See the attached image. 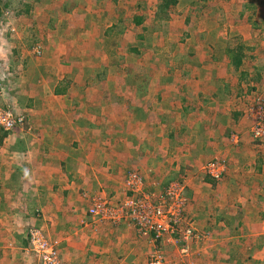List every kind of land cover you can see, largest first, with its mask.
Instances as JSON below:
<instances>
[{
	"label": "rangeland",
	"instance_id": "obj_1",
	"mask_svg": "<svg viewBox=\"0 0 264 264\" xmlns=\"http://www.w3.org/2000/svg\"><path fill=\"white\" fill-rule=\"evenodd\" d=\"M7 1H10L8 4H12L14 7L18 5L14 2L18 0H0L1 9H4ZM23 1L30 3L31 0ZM39 1L40 3L34 14V16L38 15V18L42 16L40 15L41 12L46 14V12L54 10V5L58 11L60 10L58 7L65 5L66 2L67 7H74V4L80 2L82 11L87 10L89 14L88 25L82 28L81 33L86 31L88 34L85 33V35L90 36L91 34L96 44L92 48L89 46L88 51L79 48V33L76 34V32L80 31L79 28L82 27L81 25L87 17L74 19L73 22L75 23L66 24L56 34L50 32L49 38L41 35L44 33L41 26L40 31L36 30L41 35L39 43L31 40V32L26 31V28H17L18 30L14 33L15 38L13 39V36L12 41L19 45L18 47L22 52L21 56L25 55V65L28 63L27 68L35 76H24L23 86L26 89L24 93L19 86L21 83H18L15 77L5 72L6 62L0 61V118H5L8 114H11L16 123L22 122L20 128L15 127V130H23L26 127L31 129L32 126H36L34 122L38 124L47 120L52 122L53 118L62 116L64 112L74 116L75 114L71 111L52 107L69 101V99L65 100L62 99V96L57 97L53 94L54 87L58 83V85L68 87L70 85L64 79L70 82L81 80L80 77L79 79L77 77L78 71L72 72L73 68L71 66L73 63L68 58H72V60L80 59V54H88L87 56L92 57L101 55V48L104 43L105 47H109L110 43H114L112 45L114 47H122L124 45L123 40L133 43L130 38L127 39L125 36L142 32L141 27L134 28L131 26L136 16L142 18V21L147 20L146 26L152 29L151 32L154 36L151 38V43L157 42L159 45L148 46V44H145V46H142V55L133 58L134 69L128 70L125 66L126 68H119V71L118 68H112L114 78L107 86L111 85L110 87L114 88L119 84L118 89L103 88V91L99 89V93H97L92 82L88 85L89 88L93 89L88 93V101L91 99L95 102L96 100L98 102L102 101L105 105L103 106L104 112L94 110L90 106L86 107L89 114L87 115L88 122L85 127L89 129L77 141L70 140L71 135L69 132L77 129L76 124L72 121L70 123H68V120L52 122L53 125L49 124L45 128L48 135L46 141H49L45 147L52 146L53 151L45 156V159L42 158V163L47 165L48 161L52 166L64 163V168L55 170L51 166L50 170L48 166H45L39 170L34 169L31 174L21 169L23 174L27 175L25 177H30V180L24 185H77V187H80L81 185L102 183V188L109 191V185L116 182L122 185L121 187L127 192V185L131 177L138 176L143 179L146 192L155 195V197L165 195V191L173 184L183 185L184 189L182 191L177 188H170L169 193L174 200L178 197L188 200L186 207H184L186 210L185 215L193 228L192 237L187 242L183 241L182 229H178V233L180 232L181 235L176 232L175 237H172L170 242L166 238L156 240L150 237L145 239L152 242V255L155 252L164 254L167 264H208L207 262L215 256V254H211V249H213L211 243L212 233L199 230L197 225H194L193 217L188 214L189 204L191 203L189 201L190 187L203 185L204 183L223 185L227 182L225 179L232 159H238L239 163L240 159H243V161H248L254 165L255 159L264 153V138H261L262 141H258L260 145H257V140L254 137L256 136L258 124L263 120L262 111H264V0H175L177 4L170 11L169 19L166 16L158 18L156 15L157 6L161 3L160 0ZM67 12L71 13L72 11ZM0 16V26L4 21L12 23L14 21L11 17H3V14ZM111 19L112 21L126 19V27H131H128L124 37L107 34L109 28L105 25V22ZM31 23V21L28 22L29 25ZM22 25L26 27L25 23H22ZM121 29L120 26L118 31L120 32ZM70 31H72L71 37H75V46L67 39ZM2 33L5 35V32L2 31ZM155 33L156 35H154ZM140 35H143V33H140ZM34 36L37 37V34L34 33ZM160 37L163 42L156 40ZM25 39L32 41L31 43L35 45V51L32 45L30 48L28 47ZM52 40L54 42H51ZM197 41L204 44L202 47L203 51L206 52L204 55L198 53L196 49L193 53L194 47H192V44ZM212 41L222 43V45L215 48ZM238 46H242L245 52L242 64L236 67L234 56L233 61L226 58V49H236ZM212 51L216 54H213ZM65 55L68 56L66 57L68 61L64 60ZM58 60L59 62H57ZM127 62L125 61L124 64L127 65ZM9 63H11L9 65L13 64L12 62ZM78 64L84 63L78 62ZM208 64L214 65L211 70H226L231 77L219 79L210 76V79L206 78L204 71L210 69ZM89 65L95 67L97 64L90 62ZM68 69L71 74L76 75L68 77L69 73L65 72ZM89 73L91 76L95 74L93 69ZM55 74L59 75L58 78L52 79L51 77L56 76ZM64 75L66 78H64ZM131 82L132 84H130ZM129 84L130 86L136 85L135 89L130 92L127 89ZM213 86L216 87L215 91L211 90ZM47 87L49 92L46 90ZM182 88L185 89L186 93L182 91ZM193 91H197L198 94L201 93L204 97L200 99H207L208 101L204 100V108H200V110H204L202 115L198 114L199 112L195 108H191L189 111L186 110V104L182 102L184 99L182 96L186 97L188 92ZM219 91H221L220 96L230 91L229 98L221 104L226 102V106L230 105L231 107L237 105L239 110L243 111L240 121L238 120L233 126L231 124L226 127L224 122L228 123L227 119L224 118L221 121L215 119L219 114V110H211L213 106L210 104L209 98L213 97L212 93H215V95L218 93L217 95H219ZM171 102L175 104L174 109H170ZM79 112L83 113L84 111L80 110ZM92 116L97 118L96 124L90 121ZM38 117L40 119H36ZM43 118L46 119L43 120ZM5 132L10 133L11 131H6L0 127V138L6 136ZM84 137L91 138V140L83 143L82 138ZM185 137L186 139H184ZM7 138L8 135L3 141L0 140V151L4 150ZM182 138L184 140L180 142ZM190 139H192V143ZM197 139L199 144L195 143ZM79 144L85 147L82 151L78 149L77 145ZM189 145H194L193 149L189 148L191 147ZM198 145H200V148ZM20 146L21 144L18 143L17 138L11 137L9 139L11 150H17ZM101 151H106L107 156H112V152H119L121 156L125 155V157L117 159V168H110L111 171L108 173L116 181L104 180L103 177L105 176L101 174L102 171H99L97 164L92 166L87 164L88 161L94 163ZM80 154L82 158L87 155V158H85L87 162L78 159L81 156ZM48 156L51 161L47 160ZM196 156L199 157L198 161L192 160ZM176 157L178 158L177 162ZM2 159H6L4 152H0V165L1 162H4ZM216 161L224 166V171L218 179L205 170L208 164ZM76 162L77 164L82 162L87 164V168H84L83 164L77 166ZM143 162L145 165L142 166L141 163ZM147 164L150 165V168L158 164L162 174L158 171L147 172ZM233 171L234 173L239 172V164H236V170L233 169ZM18 173L22 174L20 171ZM94 178L98 179L99 182L94 181ZM153 178L159 184L154 183ZM237 179L240 181V178ZM16 181V179L12 181L11 185H14ZM243 183L245 184V181ZM249 183L246 185H249ZM147 187L153 188L148 190ZM262 189L264 190V185H262ZM55 197L61 200L60 195L57 194ZM120 197L118 196L114 200V197L111 198L108 195L103 196L101 200L103 203L112 204L119 209L123 205L119 204L121 202ZM173 202L171 201V203ZM199 210H195L197 214L200 213L199 215H205L204 211L209 214L208 206ZM217 215L216 217H221ZM121 223L125 222L122 220L119 224ZM234 224L237 225L238 222L236 221ZM247 224L249 223H243L244 227H247ZM33 230H38L52 242L57 241L47 236L49 234L48 226H44L42 223L31 225V222H28L22 230V234L20 233L21 236L19 237L16 234L11 241L14 242V246L21 240H27L28 247L26 248V244L21 247L22 254L26 253L31 257L30 240L32 239ZM215 237L217 238L215 239L217 243L216 251L218 252V248L219 251H222L225 245L222 242V232H216ZM57 243L60 250L59 241ZM232 245L239 246V240L232 237ZM13 246L11 245V248ZM25 248L27 251H25ZM226 248H228V245ZM232 249L234 248L232 247ZM209 252L210 254H208ZM250 259H252L253 264L257 262L253 257H250ZM149 260L150 258H148L146 264H149ZM21 262L24 263L25 261ZM25 263L27 264V262ZM217 263L218 260L214 264Z\"/></svg>",
	"mask_w": 264,
	"mask_h": 264
},
{
	"label": "crops",
	"instance_id": "obj_2",
	"mask_svg": "<svg viewBox=\"0 0 264 264\" xmlns=\"http://www.w3.org/2000/svg\"><path fill=\"white\" fill-rule=\"evenodd\" d=\"M8 2L10 1H7L4 9L0 10V12L3 14V17H11L14 21L13 23L4 21L0 26V61L6 62L5 67L7 68H5V72L8 75L15 77L18 83H21L19 86L22 89V92L26 90L23 86L24 76L30 75V77H34L35 74L27 68L28 63L25 65V55L23 54V56H21L22 52L18 47L19 45L12 41L15 31L18 29L26 28V31L31 32V40H35V43H39L41 35L45 38H49L50 32H55L56 34L59 29L65 27L66 24L70 22L75 23L73 22L74 19L87 17L81 25L82 27L79 28L80 31L76 32V34L79 33V48L88 51L90 49L89 46L92 48L96 44L91 34L90 36L85 35V33H87L86 31L85 33H81L82 28L88 25L89 14L87 10L82 11V5L80 2L79 4H74V7H67V2L65 5H63V3V6L58 7L60 9L58 11L55 9L56 6L54 5V10L48 11L46 14L41 12L40 15L42 16L40 18H38V15L34 16L40 3L39 0H31L30 3L23 0L14 1L18 4L16 7L12 4L9 5ZM25 4H30L29 11H24ZM67 11L72 12L68 13ZM29 21L32 22L31 25L28 24ZM22 23H25L26 27H24ZM126 24V19H123L122 21L108 20L105 22V25L109 28L107 34L124 37L128 27H141L142 32H135L125 36L127 39L130 38L133 43L123 40L124 45L122 47L112 46L114 43H110L109 47H105L104 43L101 48V55L92 57L87 56L88 54H80V59L72 60V58H68L69 61L73 63V65L71 64V68H73L72 72L78 71L79 73L77 77L78 79L80 77L81 80L70 82L69 80L64 79V81L70 85L68 87L61 84L58 85V83L57 86L54 87L53 94L57 97L62 96V99L65 100L69 99V101L60 105H53L52 107L55 109L71 111L75 115L72 116L64 112L62 116L60 115L57 118H53L51 121L60 122L68 120V123L71 121L75 123L77 129L69 132L71 135L70 140L77 141L88 131L89 128L85 127L88 122L87 115L89 114L88 110H86L87 106H90L91 108L93 107L92 109L94 110L96 109L100 112H104L103 106L105 105H103L102 101L98 102L96 100L95 102L94 100L92 101V99L88 101V93L93 90L89 88L88 85L92 82L97 93H99V89H102L103 91V88H113L110 87L111 85L107 86L114 78L113 69L118 68L120 71V69L125 66L128 70L134 69L133 58L142 55V46H145V44H148V46L159 45L157 42L151 43V38L154 36L151 32L152 29L146 26L147 20L142 21L139 26L134 20L131 26L126 27ZM41 26L43 27L42 29L44 33L39 35V32L37 33L36 30L40 31ZM120 26L122 29L119 32L118 29ZM2 31L5 32V35H3ZM71 32L72 31L68 33L67 39L73 46H75V37H71ZM34 33L37 34V37H35L36 35L34 36ZM140 33H143V35H140ZM154 35H156V33ZM14 38L15 36L13 39ZM25 40L27 41L28 47L30 48L32 45L35 51V45L31 43L32 41L30 42L29 39ZM156 40L158 42L162 41L161 37ZM51 42H54V40ZM212 44L215 48L222 45V43L216 41H212ZM203 46L204 44L200 41L193 43V53L196 49L198 50V53L204 55L206 52L203 51ZM212 52L213 54H216L214 51ZM67 55H65L64 60H67ZM226 58L229 59L227 54ZM125 61H128L127 65L124 64ZM9 62H12L13 64L9 65L11 64ZM57 62H59V60ZM78 62L84 64L77 65ZM90 62H95L97 65L93 67L92 65H89ZM208 66L210 69L204 71V76L208 79H210V76L219 79L222 77H231L226 70H211L214 65L211 66V64H208ZM92 69L95 73L93 76L89 73ZM65 72L69 73L68 77H74L76 75L71 74L69 69ZM122 72H124V70H122ZM58 76H52L51 78L56 79ZM64 78H66L65 75ZM130 84H132V82ZM130 84L127 88L129 92L136 87V85L130 86ZM118 88L119 84L114 86L113 90ZM182 89V91H185L184 88ZM215 89L216 87H211V90L215 91ZM46 90L49 92L48 87ZM220 92L221 91H219V95H217L218 93H216V95L215 93H212L213 97L209 98V102L213 106L211 107V110H219V114H217V118L215 119L221 121L225 118L228 123L224 122V125L227 127V125L230 126L232 124L231 126H233L238 120L240 121L243 111L239 110L237 105H232L231 107L230 105L226 106V102L221 104V102L229 98L230 91L221 96ZM184 93H186V91ZM182 97L184 98L182 102L186 104V110L189 111L191 108H195L197 109V112H199L198 114L202 115L204 113V110H200V108H204L205 101H208L207 99H204L205 101L200 99L204 97L201 93L198 94L197 91L191 93L188 92L186 97ZM170 106V109L175 108L173 102H171ZM80 110L84 112L78 113ZM36 119L40 118L38 117ZM44 119L46 118H43V120ZM96 120L97 118L94 116L90 119L94 124H96ZM161 121L166 124L163 119H161ZM41 122L42 123L40 124L34 122L36 126H32L31 129L26 127V129L23 130L16 129L8 133L5 148L0 151L5 153L6 158L5 160L2 159L4 162H1L0 165V264H26L25 262H27V264H37L33 257L28 256L26 253L22 254L21 247L24 246V244H26V248L28 247L27 240H21L14 246V242L11 241L16 234L19 235V237L21 236L20 233L22 234V230L26 227L28 222H31V225L42 223L44 226H48L49 234L47 236L59 241V251H61V259L64 264H146L148 258L151 259L150 255H152L153 250L152 242H148L147 239L140 237L136 226L132 223L119 224L105 220L100 221L96 218L93 219L89 214L95 198L101 200L103 196L110 195L111 198L114 197L115 200L118 196H121L120 203L128 198L129 192H126L119 183L114 182L113 185H109V191H105L102 188V183L81 185L80 187H77V185H24L30 180V177H25L27 175L23 174L21 169L30 174L34 169L39 170L45 166H48L51 170L52 165L49 164L48 161L47 165H44L42 163V158L45 159V156L51 154L53 151L51 148L52 146L45 147L46 143L49 142L46 141V136L48 135L46 134L45 128H47L49 124H52V122L48 120ZM11 137L17 138L18 143L21 144L17 150H11L9 147V139ZM184 139H186V137ZM184 139L182 138L180 142H183ZM90 140L91 138H82L83 143ZM190 140L192 143V139ZM195 143L199 144L198 139ZM77 146L79 147V151H82V149L85 148L81 144ZM198 146L200 148V145ZM193 147L194 145L189 148L193 149ZM198 154L200 156V152ZM121 157H125V155L121 156L119 152H112V156H107L106 151H101L99 157L96 158V163L88 161L87 164H90L91 166L97 164V168L99 171H102L101 174H104L105 176L103 177L104 180L116 181L112 179L108 173L111 171L110 168H117V159ZM196 157L192 160L198 161L199 157ZM85 158H87V155H84L83 158L81 155L78 159H83L81 161L87 162V159ZM175 159L177 162L178 158L176 157ZM47 160L51 161L49 156L47 157ZM240 160V163L238 162V159H232V162H230L227 172L228 180L227 178L225 179L227 181L225 184L210 185L204 183L203 185L205 186L199 184L190 187L191 195L189 201L191 203L189 204L190 207L188 209V214L193 217L195 221L194 225H197L199 230L212 233L211 243L215 247L212 246L213 249H211V254H215V256L207 262L208 264H214L217 260V264H234L235 262L236 264H253L250 257L256 259L257 262L254 264H264V190L262 189V185H264V153L255 159L254 165L250 164L248 161H243V159ZM83 162L81 164H83ZM63 164L64 163H58V165L54 164L52 168L59 170V168H64ZM81 164H77L76 162L77 166H81ZM87 164H83L84 168H87ZM143 164L145 165L144 162L141 163L142 166ZM236 164H239L238 173H234L233 171V169L236 170ZM249 164L250 169L248 170ZM147 167V172L158 171L162 174L158 164L154 165L153 168H150V165L147 164ZM18 171L22 174H19ZM37 173H39V171H37ZM94 177H96V175H94ZM237 178H240V181ZM15 179L17 181L14 185H11L12 181ZM93 180L99 182L96 178ZM244 181L245 184L243 183ZM153 182L157 183V180H154L153 178ZM247 182H250L249 185H246L248 184ZM152 188L153 187H149L148 190H152ZM57 194L60 195L61 200L55 197ZM205 206H208L210 215L207 214L206 211H204L205 215H199L200 213H196L195 210L203 209ZM217 213L219 214L217 215ZM216 215L221 217L218 218ZM236 221L238 222L237 225L234 224ZM243 223L249 224H247V227H244ZM236 226L240 227L236 228ZM216 232H222V242L225 244L222 251H219L218 248V252L216 251ZM232 237L239 240V246L232 245ZM227 239L229 240L227 241ZM11 245L13 246L12 248ZM227 245L228 248H226ZM232 247L234 249H232ZM26 248L25 251H27ZM208 254H210V252ZM247 255H250V257ZM21 261L25 262L23 263Z\"/></svg>",
	"mask_w": 264,
	"mask_h": 264
},
{
	"label": "built area",
	"instance_id": "obj_3",
	"mask_svg": "<svg viewBox=\"0 0 264 264\" xmlns=\"http://www.w3.org/2000/svg\"><path fill=\"white\" fill-rule=\"evenodd\" d=\"M262 119L257 126L255 139L264 138V111H262ZM21 124L20 121L16 123L11 114L5 118H0V127L6 131H11ZM205 170L218 179L224 171V166L216 161L208 164ZM127 187L128 198L120 203L123 205H119V209L112 204L109 206L106 202L103 203L100 199H94L92 209L89 211L91 217L100 221L119 223L123 220L125 223H132L136 226L139 236L144 239L150 237L156 240L166 238L170 242L172 237H175L176 232L178 233V229H182L183 234L181 235L180 232L178 234L182 236L183 241L187 242L192 237L193 228L185 215L188 200L180 197L174 200L169 193L170 188H177L182 191L183 185L173 184L165 191V195L157 197L146 192L141 177L132 176ZM171 201L174 202L171 203ZM31 238L30 253L37 264H64L57 242H52L38 230H33ZM163 255L160 252H155L151 256L149 264H167L165 255Z\"/></svg>",
	"mask_w": 264,
	"mask_h": 264
},
{
	"label": "trees",
	"instance_id": "obj_4",
	"mask_svg": "<svg viewBox=\"0 0 264 264\" xmlns=\"http://www.w3.org/2000/svg\"><path fill=\"white\" fill-rule=\"evenodd\" d=\"M204 1H207V0H204ZM160 2H161L160 5L157 6V14H156L157 17L161 18L162 16H166L167 19H169V13L172 10L173 6H175L177 4V2L175 0H160ZM1 8L2 7L0 5V10H2ZM29 8H30V4L24 5V11H29L30 10ZM0 15H2L1 12H0ZM134 22L139 26L142 23V18H140L139 16H136L134 18ZM226 50H227L226 51L227 56L230 59H232V61H233V56H234L235 65H236V67H239L242 64V61L244 59L243 54L245 52V49L242 46H238L236 49L227 48ZM16 127L20 128V125H17ZM14 130H15V128H14ZM5 133L7 136L8 133L7 132H5ZM6 136L1 137L0 140L3 141ZM255 140H257L256 144L260 145L259 142L262 141V139H255Z\"/></svg>",
	"mask_w": 264,
	"mask_h": 264
},
{
	"label": "clouds",
	"instance_id": "obj_5",
	"mask_svg": "<svg viewBox=\"0 0 264 264\" xmlns=\"http://www.w3.org/2000/svg\"><path fill=\"white\" fill-rule=\"evenodd\" d=\"M14 130V129H13ZM13 130H11V131H13Z\"/></svg>",
	"mask_w": 264,
	"mask_h": 264
}]
</instances>
